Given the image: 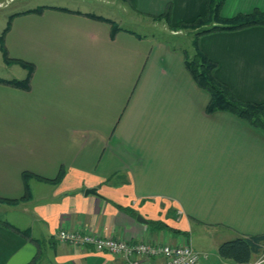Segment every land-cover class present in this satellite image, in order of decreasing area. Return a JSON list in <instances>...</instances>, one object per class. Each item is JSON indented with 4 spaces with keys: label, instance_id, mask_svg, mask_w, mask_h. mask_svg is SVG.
Returning a JSON list of instances; mask_svg holds the SVG:
<instances>
[{
    "label": "crops",
    "instance_id": "1",
    "mask_svg": "<svg viewBox=\"0 0 264 264\" xmlns=\"http://www.w3.org/2000/svg\"><path fill=\"white\" fill-rule=\"evenodd\" d=\"M38 1L0 0V35L11 18L7 57L34 68L26 88L0 83V118L10 120L0 138V199L21 198L23 172L33 175L26 200L0 202V264H123L58 242L59 229L188 244L206 256L199 264H235L218 246L264 233V135L231 113H206L209 95L184 53L133 31L112 35L108 22L86 16L124 28L127 6L147 16L171 6L176 25L205 15L207 0ZM37 7L47 8L24 13ZM255 10L264 12V0H224L221 15ZM199 47L237 99L264 102V26L205 35ZM0 54L1 79L27 77ZM59 169L57 183L35 177L52 180Z\"/></svg>",
    "mask_w": 264,
    "mask_h": 264
},
{
    "label": "trees",
    "instance_id": "2",
    "mask_svg": "<svg viewBox=\"0 0 264 264\" xmlns=\"http://www.w3.org/2000/svg\"><path fill=\"white\" fill-rule=\"evenodd\" d=\"M224 0H207V12L203 16H197L192 21H183L176 25L171 23V7L168 6L164 13L158 16H147L153 21L164 22L170 31L187 32L191 35V45L194 47V53L189 56L186 51L185 54V67L189 71L192 79L196 85L209 95V101L206 106V113L210 114L216 111L228 112L235 117L247 122L250 126L256 128L264 135V102H244L236 98L232 90L223 84L215 76L217 64L210 59L207 54L201 51L199 47V39L205 35L218 33V32H233L249 27L264 26V12L255 10L250 14H239L232 18H224L221 15V8ZM47 7H37L28 10L24 13L39 14ZM61 11L69 12L67 9L52 8ZM87 17L108 22L111 26V34L119 30H130L119 28L113 21L104 19L94 14H86ZM10 20L0 35V50L2 51L3 59L8 64L18 63L27 69V77L22 80H5L0 78V83L12 85L15 87L26 88L28 86L30 77L33 73V66L21 60L10 59L4 47V36L9 30ZM63 170L59 169L57 176L52 180L39 179L57 183L61 180ZM33 176L32 174L23 172L22 179L25 189V194L19 199H0L1 203L17 204L20 201L26 200L29 193L28 179ZM0 223H3L0 221ZM6 223V222H4ZM6 225L10 226L6 223ZM173 231V230H172ZM23 233V232H22ZM176 233H179L176 231ZM264 247V233L256 236L238 237L232 240L225 241L218 246L217 254L220 258L230 260L235 264H244L253 261L262 251Z\"/></svg>",
    "mask_w": 264,
    "mask_h": 264
},
{
    "label": "built area",
    "instance_id": "3",
    "mask_svg": "<svg viewBox=\"0 0 264 264\" xmlns=\"http://www.w3.org/2000/svg\"><path fill=\"white\" fill-rule=\"evenodd\" d=\"M55 240L73 248L90 246L98 252H105L123 258V264H144L154 258L163 260V264H199L206 256L195 251L190 245H163L139 242L129 244L125 241L100 237L96 233L59 229ZM244 264H264V247L253 260Z\"/></svg>",
    "mask_w": 264,
    "mask_h": 264
},
{
    "label": "rangeland",
    "instance_id": "4",
    "mask_svg": "<svg viewBox=\"0 0 264 264\" xmlns=\"http://www.w3.org/2000/svg\"><path fill=\"white\" fill-rule=\"evenodd\" d=\"M30 2H31V5L34 6L36 5L35 3L38 4L40 1L30 0ZM101 7L102 6H100L97 3L96 8L98 9V11H103ZM9 10L11 11V8ZM124 13L126 14V16L123 15V10H122V18L125 16V18L123 19L126 20V21L123 20V22L121 23V26H123L124 28H127L133 32H136L142 37H146L148 40H152V38H154V40L160 41L161 43L168 44L172 49L176 50L179 54H183L184 51H186L189 56L193 55L195 50H194V47H192L191 45V40L193 37L192 33H190L191 35H187L188 31L187 32L183 31L178 34L176 33L172 35L169 32L168 26L164 22H156V21L154 22L149 17H147V15L145 14L138 15L129 6H127L126 12ZM1 15L2 14H0V16ZM1 19H3L2 16H1ZM0 57H1V54H0ZM5 75H6V70L0 64V77L5 76ZM7 118L5 117L0 118V131L2 134L0 138H2L3 135H6V132H8L9 130L10 120ZM201 127H202V124H201ZM209 254L211 255L210 257H213V256L215 257L216 255L215 249L210 248Z\"/></svg>",
    "mask_w": 264,
    "mask_h": 264
},
{
    "label": "water",
    "instance_id": "5",
    "mask_svg": "<svg viewBox=\"0 0 264 264\" xmlns=\"http://www.w3.org/2000/svg\"><path fill=\"white\" fill-rule=\"evenodd\" d=\"M85 194L88 195V194H96L95 190L94 189H88L85 191ZM137 220L139 222H144L146 223L142 218H140L139 216L137 217Z\"/></svg>",
    "mask_w": 264,
    "mask_h": 264
}]
</instances>
